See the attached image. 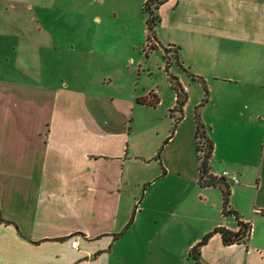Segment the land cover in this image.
<instances>
[{"label":"crops","instance_id":"1","mask_svg":"<svg viewBox=\"0 0 264 264\" xmlns=\"http://www.w3.org/2000/svg\"><path fill=\"white\" fill-rule=\"evenodd\" d=\"M157 11L158 43L180 48L208 86L198 111L214 141L210 172L237 174L238 182L226 176L236 212L224 214L219 186L200 184L205 89L177 64L189 95L182 117L176 101L169 106L177 134L145 144L133 134L136 105L146 104L136 94L32 83L26 68L21 92L0 99V264H198L192 247L218 226L238 231L240 220L251 224L249 238L225 244L214 233L201 261L264 264V0H163ZM189 81L204 90L191 112ZM182 132L195 141L196 169H167L158 151ZM172 170L192 185H168Z\"/></svg>","mask_w":264,"mask_h":264},{"label":"rangeland","instance_id":"2","mask_svg":"<svg viewBox=\"0 0 264 264\" xmlns=\"http://www.w3.org/2000/svg\"><path fill=\"white\" fill-rule=\"evenodd\" d=\"M146 1L0 0V99L3 91L21 92L26 68L35 70L27 76L29 82L56 87L67 82L73 92L136 94L137 101L144 98L150 102L155 100L151 98L155 91L159 104L137 103L133 134L142 144L169 129L170 136L177 134L168 127L167 115L169 106L175 104L176 91L164 69V52L162 48L145 51ZM171 71L181 74L175 64ZM190 84L191 112L196 95L204 90ZM170 136L158 151L166 168L174 170V165L182 163L185 169H196L195 141L183 132L175 142ZM169 178L168 185L179 188L193 183L191 177H178L174 171Z\"/></svg>","mask_w":264,"mask_h":264},{"label":"trees","instance_id":"3","mask_svg":"<svg viewBox=\"0 0 264 264\" xmlns=\"http://www.w3.org/2000/svg\"><path fill=\"white\" fill-rule=\"evenodd\" d=\"M162 2L163 0H147L144 4L143 11L146 12L147 14V20H146L147 50L145 48V51L148 53V50L162 48L164 52V57L166 59V64L164 69L167 72L168 79L177 94L176 105L173 111L179 112L181 117L183 116L184 107L188 102L189 95H188V91L185 89L179 77L171 71L172 66L174 64H177L182 70L188 72L189 75H191L194 79L202 82L205 89V96L203 101L196 108L197 109L196 118L198 123L196 136H197V151L200 161V167H199L200 184L202 186H211V185L219 186L223 193L224 214H231L236 212L234 209H232V206L230 204L231 182L225 176L220 177L210 172V160L212 158L214 151V141L208 135V129L206 128L204 122L201 120L198 111L199 107L204 105L208 101L209 89L206 84V81L202 76L194 74L189 70L188 67L184 66V63L180 56V48H178L177 46L166 47L158 43L156 27L160 22V15L157 9L159 8V5ZM154 40L155 42H153ZM139 101L142 103L149 102L144 98L139 99ZM157 101L158 98H155V100L150 101L149 104L152 105ZM175 129H176V125L174 127L173 132L175 131ZM160 158H161V154L159 152L156 159L160 160ZM250 232H251V224L249 222L246 223L242 220H240V229L238 231H233L226 227L218 226L212 231L205 234V236L196 245L192 247V249L190 250V256L195 261H197L198 264H205L201 261V250L202 247L206 243H208V241L210 240V238L214 233H220L225 244H234V243H240L246 241L250 236Z\"/></svg>","mask_w":264,"mask_h":264},{"label":"built area","instance_id":"4","mask_svg":"<svg viewBox=\"0 0 264 264\" xmlns=\"http://www.w3.org/2000/svg\"><path fill=\"white\" fill-rule=\"evenodd\" d=\"M231 176L236 182H238L239 181V178H238V176H237V174H230L228 171H226V172H224L223 173V176ZM77 245H78V240L77 239H74L73 241H72V246L73 247H77Z\"/></svg>","mask_w":264,"mask_h":264}]
</instances>
